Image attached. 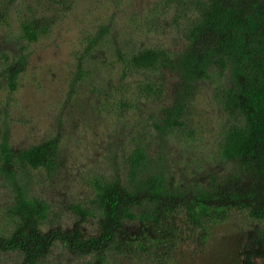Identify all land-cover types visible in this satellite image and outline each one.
<instances>
[{
    "label": "rangeland",
    "instance_id": "obj_1",
    "mask_svg": "<svg viewBox=\"0 0 264 264\" xmlns=\"http://www.w3.org/2000/svg\"><path fill=\"white\" fill-rule=\"evenodd\" d=\"M4 1L0 53L9 61L24 55L25 65L13 93L0 75V128L8 127L15 150L52 139L58 143L53 172L27 171L30 197L49 205L43 231H70L77 225L79 216L71 208L78 204L92 209L95 177L118 179L126 186V159L136 148L143 150L147 164L165 185L181 196H189L196 182L207 185L210 173L222 172L226 179L236 171L232 164L213 165L209 160L229 123L214 105L213 82L194 87L179 117L183 125L169 129L166 119L173 118L179 97L178 74L164 66L147 71L128 65L132 55L147 48L170 54L184 51L185 41L174 29L172 13L162 11V0ZM39 18L49 21L47 33L35 42L20 38V24ZM106 25L109 32L100 35ZM158 88L161 93L153 95ZM160 128L168 129V134ZM11 205L9 192L0 187V232ZM181 208L178 204L170 216L182 237L171 252L164 248L154 255L138 250L109 255L107 264H239L241 234L258 223L236 212L203 231L184 224ZM97 221L88 217L80 225L85 238L98 233ZM139 227L132 223L125 228L134 235ZM92 260L58 244L40 264ZM18 262L17 253L0 252V264ZM256 264H264V259Z\"/></svg>",
    "mask_w": 264,
    "mask_h": 264
},
{
    "label": "trees",
    "instance_id": "obj_2",
    "mask_svg": "<svg viewBox=\"0 0 264 264\" xmlns=\"http://www.w3.org/2000/svg\"><path fill=\"white\" fill-rule=\"evenodd\" d=\"M162 3L165 7L162 11L172 13L174 29L185 41L184 51L170 54L160 48H147L132 55L128 65L147 71L164 66L178 74L180 94L174 102L175 112L170 114L173 118L166 119L169 129L183 125L179 117L194 87L205 81L213 82L214 105L229 123L209 160L213 165L232 164L236 171L226 179L222 172L210 173L207 185L196 186V182L189 196H181L165 185L163 177L157 176L147 164L143 150L136 148L126 159L129 167L126 186L118 179L95 177L92 209L73 205L71 209L79 216V222L72 230L45 232L49 205L30 197L27 171L53 172L58 143L52 139L15 150L9 141L8 127L2 124L0 187L7 189L12 205L5 211L0 252L17 253L18 264H40L58 244L73 255L92 256L90 264H107L109 255H130L136 250L150 255L164 248L171 252L182 238L170 218L178 204L186 219L184 224L194 229L201 227L203 231L230 214H245L247 220L259 226L241 234L239 264H256L264 259V0H162ZM5 9V1L0 0V21ZM48 23L45 18L21 23L20 38L37 41L47 33ZM101 30L103 35L109 32V26ZM0 62L1 81L13 93L25 56L9 61L6 54L0 53ZM161 91V88L153 90V95ZM166 128L159 130L165 135L169 132ZM88 217L97 218L98 233L85 238L79 227ZM132 223L140 227L129 235L125 227Z\"/></svg>",
    "mask_w": 264,
    "mask_h": 264
}]
</instances>
